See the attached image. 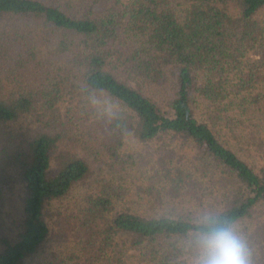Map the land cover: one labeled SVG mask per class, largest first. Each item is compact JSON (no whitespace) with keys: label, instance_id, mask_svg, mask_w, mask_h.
Returning <instances> with one entry per match:
<instances>
[{"label":"trees","instance_id":"trees-1","mask_svg":"<svg viewBox=\"0 0 264 264\" xmlns=\"http://www.w3.org/2000/svg\"><path fill=\"white\" fill-rule=\"evenodd\" d=\"M262 205L264 0H0V264H192Z\"/></svg>","mask_w":264,"mask_h":264},{"label":"clouds","instance_id":"clouds-1","mask_svg":"<svg viewBox=\"0 0 264 264\" xmlns=\"http://www.w3.org/2000/svg\"><path fill=\"white\" fill-rule=\"evenodd\" d=\"M197 223L192 264H253L248 240L231 221L205 213Z\"/></svg>","mask_w":264,"mask_h":264},{"label":"rangeland","instance_id":"rangeland-1","mask_svg":"<svg viewBox=\"0 0 264 264\" xmlns=\"http://www.w3.org/2000/svg\"><path fill=\"white\" fill-rule=\"evenodd\" d=\"M66 144H70L68 140H63L60 144V147L63 148ZM135 144L131 145L133 149L137 148L134 146ZM140 151H148L147 147H138ZM56 163L52 162V170L55 171ZM74 193H71L64 201H55L48 205L49 216H48V223H49V238L46 244L47 251H58L62 252L61 254L67 255L66 250L70 247V238L67 232L69 228L66 224L67 221H64V214L71 212L68 210L71 204H74ZM248 240L249 246L252 250L259 253L260 251L264 253V205L258 208V213L256 214V220L254 222V229L253 232L246 238ZM69 254V253H68ZM259 254H257L258 257ZM261 259L264 263V257L261 256ZM191 261L192 259L189 258Z\"/></svg>","mask_w":264,"mask_h":264}]
</instances>
